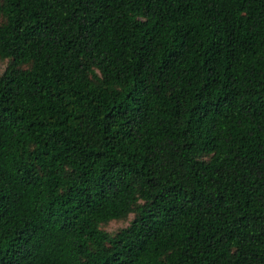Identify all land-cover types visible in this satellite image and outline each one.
Here are the masks:
<instances>
[{
    "label": "trees",
    "instance_id": "1",
    "mask_svg": "<svg viewBox=\"0 0 264 264\" xmlns=\"http://www.w3.org/2000/svg\"><path fill=\"white\" fill-rule=\"evenodd\" d=\"M1 61L0 264H264V0H0Z\"/></svg>",
    "mask_w": 264,
    "mask_h": 264
},
{
    "label": "rangeland",
    "instance_id": "2",
    "mask_svg": "<svg viewBox=\"0 0 264 264\" xmlns=\"http://www.w3.org/2000/svg\"><path fill=\"white\" fill-rule=\"evenodd\" d=\"M6 66V62L5 61H1L0 62V73L4 70ZM132 217V215H130L128 217V219H130ZM128 224V220H118V221H110L108 222L106 225H104V229L109 231V232H114L116 230H118L121 227H124L125 225Z\"/></svg>",
    "mask_w": 264,
    "mask_h": 264
}]
</instances>
